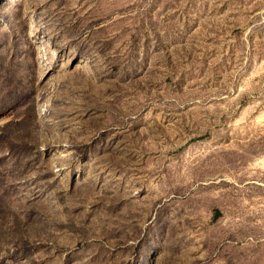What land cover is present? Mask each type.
<instances>
[{
	"label": "rangeland",
	"instance_id": "rangeland-1",
	"mask_svg": "<svg viewBox=\"0 0 264 264\" xmlns=\"http://www.w3.org/2000/svg\"><path fill=\"white\" fill-rule=\"evenodd\" d=\"M0 264H264V0H0Z\"/></svg>",
	"mask_w": 264,
	"mask_h": 264
}]
</instances>
